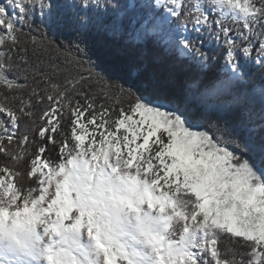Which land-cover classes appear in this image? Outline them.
<instances>
[{
  "label": "snow or ice",
  "instance_id": "snow-or-ice-1",
  "mask_svg": "<svg viewBox=\"0 0 264 264\" xmlns=\"http://www.w3.org/2000/svg\"><path fill=\"white\" fill-rule=\"evenodd\" d=\"M0 264H264V0H0Z\"/></svg>",
  "mask_w": 264,
  "mask_h": 264
},
{
  "label": "trees",
  "instance_id": "trees-1",
  "mask_svg": "<svg viewBox=\"0 0 264 264\" xmlns=\"http://www.w3.org/2000/svg\"><path fill=\"white\" fill-rule=\"evenodd\" d=\"M72 38L70 35L67 36L65 42H67V39ZM101 67L113 75H125L129 71L128 63L117 54H112L110 59L104 60L101 63Z\"/></svg>",
  "mask_w": 264,
  "mask_h": 264
}]
</instances>
